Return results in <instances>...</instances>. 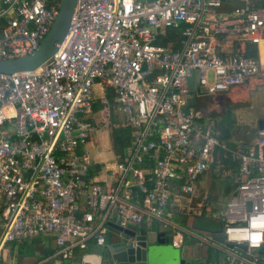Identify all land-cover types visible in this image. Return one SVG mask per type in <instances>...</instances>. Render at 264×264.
I'll use <instances>...</instances> for the list:
<instances>
[{
    "label": "built area",
    "instance_id": "2783aa9c",
    "mask_svg": "<svg viewBox=\"0 0 264 264\" xmlns=\"http://www.w3.org/2000/svg\"><path fill=\"white\" fill-rule=\"evenodd\" d=\"M60 2L2 0L0 59L34 52ZM263 39L264 0H77L53 56L0 71V258L9 242L52 234L67 259L91 240L103 246L109 221L179 228L166 219L173 195L192 193L221 149L238 168L216 161L232 186L207 214L229 247L217 264H264V118L250 142L230 146L215 118L186 105L194 72L209 95L256 75L264 62L233 45ZM108 88L133 139L122 161L90 174L91 115L97 101L110 106Z\"/></svg>",
    "mask_w": 264,
    "mask_h": 264
},
{
    "label": "crops",
    "instance_id": "0c3cea01",
    "mask_svg": "<svg viewBox=\"0 0 264 264\" xmlns=\"http://www.w3.org/2000/svg\"><path fill=\"white\" fill-rule=\"evenodd\" d=\"M1 2L2 0H0V3ZM262 41H264V39ZM261 42L257 46L258 57L264 62V49H262V47L264 48V43L263 46H261ZM189 86L194 91L198 87L197 72H194L190 77ZM101 95L102 92L100 90V94H96V96L99 97ZM206 97L208 99L201 102V100ZM99 104L101 105V103L97 101L95 105L97 106ZM198 106L201 107L207 115L215 118L219 124L225 122L223 126L225 128L224 139L226 141L233 145L250 142L258 122L264 118V68L256 75L247 79L244 83L233 86L229 91L218 92L211 95L205 93L199 95ZM106 109L107 108L101 107L95 110L94 108L91 119L97 123L100 131L105 127L107 128V137L99 141L96 133L94 138L88 143L87 148L95 162L102 163L104 166H110L115 160V154L111 148L109 120L105 115ZM213 179L214 176L212 173L210 186ZM206 184L207 171L198 181L197 188H205ZM210 186L209 190L211 188ZM209 196L208 200H210ZM210 205H206L204 211L209 208ZM211 211V208L208 209V214ZM175 215H179L178 217H181L180 219H182V217L185 218V222L186 215L172 209L171 199V203L166 212V219L171 221ZM175 222L179 228H173L169 224L165 225L163 221L156 219L150 224H132L131 227H134L138 231L154 229L172 234V247L176 251V260H184L185 264H217L225 258L226 251L229 247L225 242L218 241L215 238V234L199 232L190 228L189 225H179L177 224L178 221ZM114 232L115 229L109 226L106 242L114 235ZM210 234L212 238L208 241L201 239L208 238ZM97 248H99V245L91 240L86 248L77 249L71 257L64 259L57 253L58 247L55 237L52 234H40L32 238H27L21 242H9L7 244V250L3 252L0 258V263L84 264V254L93 252ZM150 264L161 263H154L152 261Z\"/></svg>",
    "mask_w": 264,
    "mask_h": 264
},
{
    "label": "water",
    "instance_id": "95a60500",
    "mask_svg": "<svg viewBox=\"0 0 264 264\" xmlns=\"http://www.w3.org/2000/svg\"><path fill=\"white\" fill-rule=\"evenodd\" d=\"M77 0H61L59 12L46 37L32 53L16 57L0 59L1 72H17L32 70L44 64L59 49L70 27ZM205 93L199 87L188 98L186 105H196L198 96ZM212 167L207 170L205 188H196L192 193L174 194L172 209L186 215L185 224L199 232L215 234L220 242H225L222 233L224 224L221 220L204 215L208 200ZM190 218V219H189ZM108 225L115 229L114 235L95 251L85 253L84 264H185L184 260H176L173 249V235L159 230L138 231L131 226L109 221Z\"/></svg>",
    "mask_w": 264,
    "mask_h": 264
},
{
    "label": "trees",
    "instance_id": "16d2710c",
    "mask_svg": "<svg viewBox=\"0 0 264 264\" xmlns=\"http://www.w3.org/2000/svg\"><path fill=\"white\" fill-rule=\"evenodd\" d=\"M6 22V18L4 16H0V29L1 27L5 24ZM171 35H175L177 36L178 34H171ZM234 49H240L242 50L247 56H251V57H258V49H257V45L254 43H245L243 45L240 44H235L233 45ZM107 96L110 100V106L113 109L115 107V103L113 102V96H114V92L111 88H108L107 91ZM96 106V105H95ZM94 106L95 110L103 107V105L99 104L96 107ZM217 121V120H216ZM112 126L110 129V140H111V148L115 154V159L117 161H122L125 157V154L127 153L128 148L131 145L132 139H133V128L132 126L127 123L124 118H121V120H118L117 115H113V119L111 121ZM221 124H219L217 122V127L220 130V137L222 139H224L225 135H224V127L221 128L220 126ZM255 132V131H254ZM225 140V139H224ZM230 146H236L238 144H231L228 141H226ZM247 144V143H245ZM245 144H241V145H245ZM220 160L223 163L224 168H231L233 172L237 171L238 168V163L236 161L231 160L230 157H224L223 156V152L221 149H216L215 151V160L214 162L211 164L212 167V173L214 176V172L215 170H217V174L219 176L221 175V168L216 166V161ZM104 165L102 163H95L91 170H90V174H94L96 173L99 169H101V167H103ZM205 174V173H204ZM203 174V175H204ZM227 178H229V176H226ZM261 253H264V248L260 251Z\"/></svg>",
    "mask_w": 264,
    "mask_h": 264
},
{
    "label": "rangeland",
    "instance_id": "374dc122",
    "mask_svg": "<svg viewBox=\"0 0 264 264\" xmlns=\"http://www.w3.org/2000/svg\"><path fill=\"white\" fill-rule=\"evenodd\" d=\"M212 76V75H211ZM95 94H100V89H99V86H95ZM208 98H203L202 101H206ZM201 104V103H200ZM117 115L118 117V120H121V118H123L122 114L117 110V109H113L112 107H108L106 110H105V115L107 116L108 120H109V128L111 129V126H112V119H113V115ZM225 122H222L221 123V128H223ZM107 128L105 127L104 129H102V131H98L97 132V139L99 141H101L102 139L106 138L107 137ZM100 132V133H99ZM221 175L222 176H219L217 174V170H215L214 172V179L212 180V184H211V188H210V201H211V205L209 208H207L205 211H204V215H207L208 214V209L211 208L212 211H220L221 209H224L226 207V204H227V201L228 199L230 198L231 196V191H232V186H231V182H230V178H227L225 175L222 174L221 172ZM179 215H175L173 217V220H171L173 223H176L175 221H178L177 224L179 225H185L184 223V219L182 217V219H180L181 217H178ZM178 218V219H177ZM170 219V218H169ZM112 230V229H111ZM237 251L241 252V253H244V250L241 248H236ZM257 251L256 250H252V254H256ZM181 260V259H180Z\"/></svg>",
    "mask_w": 264,
    "mask_h": 264
},
{
    "label": "bare ground",
    "instance_id": "6f19581e",
    "mask_svg": "<svg viewBox=\"0 0 264 264\" xmlns=\"http://www.w3.org/2000/svg\"><path fill=\"white\" fill-rule=\"evenodd\" d=\"M263 43H264V41L261 42V46H263ZM262 49H264V48L262 47Z\"/></svg>",
    "mask_w": 264,
    "mask_h": 264
}]
</instances>
